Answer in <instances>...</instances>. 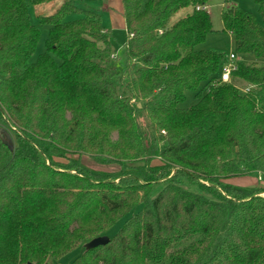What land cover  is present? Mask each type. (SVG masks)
<instances>
[{"label": "trees", "instance_id": "obj_1", "mask_svg": "<svg viewBox=\"0 0 264 264\" xmlns=\"http://www.w3.org/2000/svg\"><path fill=\"white\" fill-rule=\"evenodd\" d=\"M51 1L0 0V264L59 260L139 206L70 264H264V189L224 182L264 175V0H252L261 20L222 13L235 53L254 58L230 83H219L225 55L197 49L213 32L211 0H121L124 60L101 14L64 0L41 18L47 51L32 62L29 8Z\"/></svg>", "mask_w": 264, "mask_h": 264}, {"label": "rangeland", "instance_id": "obj_2", "mask_svg": "<svg viewBox=\"0 0 264 264\" xmlns=\"http://www.w3.org/2000/svg\"><path fill=\"white\" fill-rule=\"evenodd\" d=\"M109 0H84L83 5H87L90 8L96 9L102 16L103 25L106 28H110L114 35L113 41V50L115 52L116 58H121L124 60L126 58V42H127V32L124 27V22L121 19V8L120 4L117 7L107 8ZM117 1V0H116ZM229 6H237L242 10L253 13L257 15L258 19L261 20L260 15L258 13V8L252 0H211L208 8V12L210 13L213 32L207 36L206 41L198 46V50H210L216 51L218 53L225 55L224 63L228 62V57L231 53H235L234 51V42L230 34L224 31L223 22H222V13ZM183 13L179 14L181 17ZM29 16L31 23L39 30L40 38L36 48V51L31 59L32 62H35L38 57L47 51V40L50 33V26L41 22V18L39 17V9L37 5H30L29 8ZM74 19V17H71ZM236 54V53H235ZM238 60L243 61H254L252 56H240L236 54ZM243 90V89H242ZM121 93L128 95L127 92L121 91ZM196 104V99L193 93H187L186 99L183 104L180 105L183 109H189ZM138 107H143L144 102L138 101L136 102ZM141 123L149 133V135L153 134V129L151 127V122L148 120V117L144 114L141 116ZM165 134V132H163ZM68 158H72L74 160H78L80 164L85 166L86 168L102 173L115 174L121 171V166L118 163H102L93 159L88 155H74L69 156ZM64 161V160H62ZM154 165H159L160 160L155 159L153 162ZM73 174H76L77 171L73 170ZM108 182H113L115 185H118L119 180H108ZM225 183L229 185H233L236 187H258L260 189H264V175L260 173H253L252 175L244 176V177H235L229 180H225ZM116 188V187H114ZM113 188V189H114ZM160 188V187H158ZM264 196V193H262ZM142 209V206H139L134 209L132 213L126 214L124 217L120 218L110 229L105 231L104 236L108 238H113L119 230L126 224V222L131 218L133 214H136ZM121 215V213H120ZM88 240H84L82 243L78 245L76 249H74L71 253L66 255L65 257L59 260H49L47 264H70L76 258L81 256L85 251V244H87Z\"/></svg>", "mask_w": 264, "mask_h": 264}, {"label": "crops", "instance_id": "obj_3", "mask_svg": "<svg viewBox=\"0 0 264 264\" xmlns=\"http://www.w3.org/2000/svg\"><path fill=\"white\" fill-rule=\"evenodd\" d=\"M64 3V0H53L51 2L48 3H44V4H40L37 5L38 9H39V17H48L53 15ZM118 4H120V8H121V15H122V20L124 22V27L126 29V25H125V19H124V11H123V6H122V2L121 0H109L108 1V5L106 6L107 8L111 7H117ZM94 9V8H93ZM96 10V9H95Z\"/></svg>", "mask_w": 264, "mask_h": 264}, {"label": "built area", "instance_id": "obj_4", "mask_svg": "<svg viewBox=\"0 0 264 264\" xmlns=\"http://www.w3.org/2000/svg\"><path fill=\"white\" fill-rule=\"evenodd\" d=\"M200 9V8H198ZM237 55L235 53H231L228 57V62L224 63L221 68V76L219 79V83H230L231 82V73L236 70L237 66ZM249 89H244L243 92H248Z\"/></svg>", "mask_w": 264, "mask_h": 264}, {"label": "water", "instance_id": "obj_5", "mask_svg": "<svg viewBox=\"0 0 264 264\" xmlns=\"http://www.w3.org/2000/svg\"><path fill=\"white\" fill-rule=\"evenodd\" d=\"M1 132L3 134L5 141H6V144L12 149L11 137L9 136V134L4 129H1ZM109 242H110V238H108L106 236L97 237V238L92 239L87 244H85V250L89 251L91 249H95V248L100 247V246H105ZM29 264H31V263H29Z\"/></svg>", "mask_w": 264, "mask_h": 264}]
</instances>
